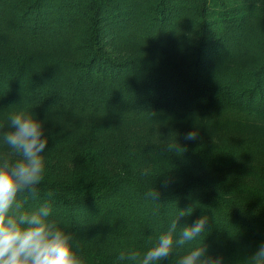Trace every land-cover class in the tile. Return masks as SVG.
<instances>
[{
    "label": "trees",
    "instance_id": "1",
    "mask_svg": "<svg viewBox=\"0 0 264 264\" xmlns=\"http://www.w3.org/2000/svg\"><path fill=\"white\" fill-rule=\"evenodd\" d=\"M3 89L20 95L0 102V120L47 117L40 194L25 210L48 203L83 264H138L118 257H142L188 208L175 237L204 215L205 233L156 264L203 244L223 264H253L264 243V0H0Z\"/></svg>",
    "mask_w": 264,
    "mask_h": 264
},
{
    "label": "clouds",
    "instance_id": "2",
    "mask_svg": "<svg viewBox=\"0 0 264 264\" xmlns=\"http://www.w3.org/2000/svg\"><path fill=\"white\" fill-rule=\"evenodd\" d=\"M47 121L33 113H12L0 120V141L8 151L0 152V264H83L79 246L71 232L61 229L49 219L48 203L35 211H26L29 198L39 196L38 185L43 180L45 158L49 140L44 127ZM186 140L198 138V131L188 132ZM169 181L166 179L164 186ZM53 193L49 192L51 197ZM161 192L150 188L146 196L157 201ZM192 208L180 210L168 231L162 234L157 244L141 257L139 252H121L120 261H135L138 264H156L172 255L173 247L183 246L205 233L209 219L204 215L192 225L180 227L181 217L190 215ZM253 264H264V243L250 257ZM178 264H223V257L211 256L205 244L191 250Z\"/></svg>",
    "mask_w": 264,
    "mask_h": 264
},
{
    "label": "rangeland",
    "instance_id": "3",
    "mask_svg": "<svg viewBox=\"0 0 264 264\" xmlns=\"http://www.w3.org/2000/svg\"><path fill=\"white\" fill-rule=\"evenodd\" d=\"M13 93L17 94V95H20V93H18V92L10 91V90H7V89L0 90V102H4L5 101V97L8 96V95H12ZM18 104H20V103H18ZM14 105H15V103H14Z\"/></svg>",
    "mask_w": 264,
    "mask_h": 264
}]
</instances>
